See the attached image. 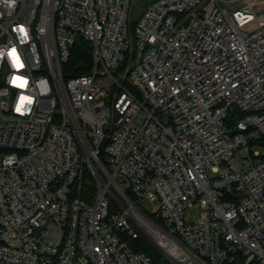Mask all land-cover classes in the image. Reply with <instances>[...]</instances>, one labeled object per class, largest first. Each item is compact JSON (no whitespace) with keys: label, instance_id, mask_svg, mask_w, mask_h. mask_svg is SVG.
<instances>
[{"label":"built area","instance_id":"1","mask_svg":"<svg viewBox=\"0 0 264 264\" xmlns=\"http://www.w3.org/2000/svg\"><path fill=\"white\" fill-rule=\"evenodd\" d=\"M136 1L0 0V264H264V0Z\"/></svg>","mask_w":264,"mask_h":264},{"label":"trees","instance_id":"2","mask_svg":"<svg viewBox=\"0 0 264 264\" xmlns=\"http://www.w3.org/2000/svg\"><path fill=\"white\" fill-rule=\"evenodd\" d=\"M92 66V46L88 42L79 39L75 43V46L72 50L69 63L65 66L63 70L64 77L67 78L69 76L87 74L91 70ZM232 118H235L232 120L233 123L234 120H238V118L240 117H235L234 115L232 116ZM252 146L264 150V136L255 141ZM99 160L101 161V163L105 164L103 155L99 156ZM95 192L96 182L91 172L87 171L79 184L77 194L80 198L90 202L92 201ZM130 245L136 250L145 252L147 255L151 256L154 259L159 257L156 249L144 237H140L138 240H133L132 242H130Z\"/></svg>","mask_w":264,"mask_h":264},{"label":"rangeland","instance_id":"3","mask_svg":"<svg viewBox=\"0 0 264 264\" xmlns=\"http://www.w3.org/2000/svg\"><path fill=\"white\" fill-rule=\"evenodd\" d=\"M154 1L156 0H138L135 2L132 10L133 24L138 23L141 20L145 9Z\"/></svg>","mask_w":264,"mask_h":264},{"label":"snow or ice","instance_id":"4","mask_svg":"<svg viewBox=\"0 0 264 264\" xmlns=\"http://www.w3.org/2000/svg\"><path fill=\"white\" fill-rule=\"evenodd\" d=\"M15 50H13V52H14Z\"/></svg>","mask_w":264,"mask_h":264}]
</instances>
